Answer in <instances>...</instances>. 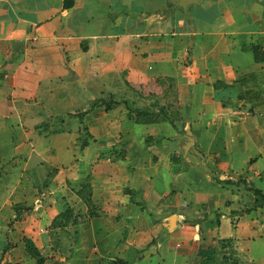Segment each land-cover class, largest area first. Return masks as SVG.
Here are the masks:
<instances>
[{
	"label": "crops",
	"instance_id": "crops-1",
	"mask_svg": "<svg viewBox=\"0 0 264 264\" xmlns=\"http://www.w3.org/2000/svg\"><path fill=\"white\" fill-rule=\"evenodd\" d=\"M178 3L0 0V264H264V0Z\"/></svg>",
	"mask_w": 264,
	"mask_h": 264
},
{
	"label": "trees",
	"instance_id": "trees-1",
	"mask_svg": "<svg viewBox=\"0 0 264 264\" xmlns=\"http://www.w3.org/2000/svg\"><path fill=\"white\" fill-rule=\"evenodd\" d=\"M112 104H107V109L112 108ZM147 114V113H146ZM138 115H143V112H139ZM70 218V211L64 212L60 215H58L55 220L53 221V225L55 227L60 225H68ZM27 248L28 250L35 256L40 257V259L43 260V258L40 256L38 249L33 244V242L29 239H26ZM199 254L202 257L201 261L197 264H238L237 258H232L230 260L229 256H218V248L217 247H203L199 250ZM114 264H124L123 260H117L114 262Z\"/></svg>",
	"mask_w": 264,
	"mask_h": 264
},
{
	"label": "rangeland",
	"instance_id": "rangeland-1",
	"mask_svg": "<svg viewBox=\"0 0 264 264\" xmlns=\"http://www.w3.org/2000/svg\"><path fill=\"white\" fill-rule=\"evenodd\" d=\"M82 93L83 94L79 93V95L77 96L80 101H82L83 99H86L89 96V95H86V91H82ZM55 113L60 114V117L53 118L51 122V127H52L51 129L53 130L52 132L57 131L59 129H64V128L68 129V128H71L72 126H73L72 129L75 131L76 129L75 127L77 126V123L78 125L80 123L79 117H77V119L76 117H74L73 119H70L71 117H66V115H63L64 114L63 110H60V112H55ZM223 245L226 246L225 243ZM228 246H231V245H228ZM217 248L218 250H220L219 247ZM230 250H233V249H230Z\"/></svg>",
	"mask_w": 264,
	"mask_h": 264
},
{
	"label": "water",
	"instance_id": "water-1",
	"mask_svg": "<svg viewBox=\"0 0 264 264\" xmlns=\"http://www.w3.org/2000/svg\"><path fill=\"white\" fill-rule=\"evenodd\" d=\"M179 1V5L182 7V8H186L190 3H197L198 1L200 0H189V1H185V0H178ZM171 2H173L174 4H176V0H171ZM175 221V216H172L171 217V222H174Z\"/></svg>",
	"mask_w": 264,
	"mask_h": 264
}]
</instances>
